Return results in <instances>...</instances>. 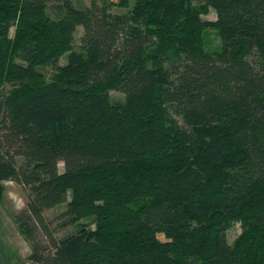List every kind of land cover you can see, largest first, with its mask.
<instances>
[{
  "label": "trees",
  "instance_id": "1",
  "mask_svg": "<svg viewBox=\"0 0 264 264\" xmlns=\"http://www.w3.org/2000/svg\"><path fill=\"white\" fill-rule=\"evenodd\" d=\"M8 181L35 264H264V0H0Z\"/></svg>",
  "mask_w": 264,
  "mask_h": 264
},
{
  "label": "rangeland",
  "instance_id": "2",
  "mask_svg": "<svg viewBox=\"0 0 264 264\" xmlns=\"http://www.w3.org/2000/svg\"><path fill=\"white\" fill-rule=\"evenodd\" d=\"M117 2L118 0H97L99 4L104 2ZM92 0H73V4L77 7H89ZM113 14L116 15H127L129 14V9H122L118 7H113L111 9ZM216 13L211 11L209 15L204 16L205 20L214 21L216 20ZM83 34L82 28H79L75 34V50L78 51L80 47V38ZM203 48L210 53H219L221 51V38L217 29L211 27L208 28L203 35ZM69 54L61 59V64H65ZM49 71L48 69L46 70ZM48 75V74H47ZM111 97L115 102H122L124 100V95L119 92H112ZM178 119V118H177ZM179 124H182L180 119H178ZM24 159L19 158L18 163L22 164ZM60 171L64 169L62 163L59 164ZM4 192L2 198H0V238L4 245L10 249L14 255V259L11 264H35L29 257L31 255V249L28 243L25 241L23 236L17 229L15 225L12 214L22 210L27 202L26 192L16 183L8 181L4 182ZM66 208L65 204L59 205L53 209L45 211V217L56 225L58 223V217L62 215ZM83 224L89 225V220H82ZM90 227V226H88ZM90 228H94V225ZM74 231V227L68 226L56 231L57 237H62L69 232ZM241 227L239 223H235L232 228L228 231V243L233 244L235 239L240 235ZM4 264H7L6 260L3 259Z\"/></svg>",
  "mask_w": 264,
  "mask_h": 264
},
{
  "label": "crops",
  "instance_id": "3",
  "mask_svg": "<svg viewBox=\"0 0 264 264\" xmlns=\"http://www.w3.org/2000/svg\"><path fill=\"white\" fill-rule=\"evenodd\" d=\"M1 226V225H0ZM1 232V231H0ZM3 259H5L7 264H11L14 259L13 253L4 245L0 238V264H4Z\"/></svg>",
  "mask_w": 264,
  "mask_h": 264
}]
</instances>
